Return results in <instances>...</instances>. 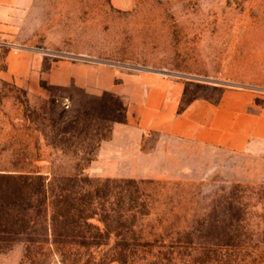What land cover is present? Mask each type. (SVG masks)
Here are the masks:
<instances>
[{
    "label": "rangeland",
    "instance_id": "obj_1",
    "mask_svg": "<svg viewBox=\"0 0 264 264\" xmlns=\"http://www.w3.org/2000/svg\"><path fill=\"white\" fill-rule=\"evenodd\" d=\"M60 62L166 97L56 86ZM233 90L264 104V0H0V264H192L188 241L264 264V144L229 148L220 112L173 125Z\"/></svg>",
    "mask_w": 264,
    "mask_h": 264
},
{
    "label": "crops",
    "instance_id": "obj_2",
    "mask_svg": "<svg viewBox=\"0 0 264 264\" xmlns=\"http://www.w3.org/2000/svg\"><path fill=\"white\" fill-rule=\"evenodd\" d=\"M115 76L114 72L105 71L103 67L98 65L81 66L60 62L58 65H54L53 69L47 73V80L56 86L74 84L93 93L111 91L120 97H126L131 106L134 102H138L132 110L135 108L148 111L155 110L157 103L156 101L152 102V97H166V90L162 84L160 85L161 87L155 84L158 80L146 77L144 81L140 80L141 83L134 82L129 86L126 84L127 82L130 83L129 79H126L124 83L118 84L115 82ZM223 97V102L218 107L204 105V103L194 104L184 112L185 114L182 118L175 119L173 125L178 127L179 123L182 124L184 122L186 129H188L187 134H193L194 122H197L199 117H202L197 115V113L202 111L208 127L207 132L210 136L220 112L221 123L218 124L221 125L222 132L219 139L229 148L248 149L253 146V143L259 141L264 144V104L259 110H253L255 98L258 97L254 93L244 90L227 91ZM139 98L141 99L138 100ZM119 130L120 128L116 129L114 135L118 134ZM208 140L213 141L214 138L210 137Z\"/></svg>",
    "mask_w": 264,
    "mask_h": 264
},
{
    "label": "trees",
    "instance_id": "obj_3",
    "mask_svg": "<svg viewBox=\"0 0 264 264\" xmlns=\"http://www.w3.org/2000/svg\"><path fill=\"white\" fill-rule=\"evenodd\" d=\"M119 120V119H117ZM79 174H76V177H79ZM21 177H26V176H21ZM27 178V177H26ZM41 178V177H39ZM78 182L75 183V189L78 190L81 193H87L89 191H93V192H101V191H106V192H111L112 189L109 186V183L107 182V184L102 183L101 185L99 183H94L91 182L90 180H77ZM81 183V184H80ZM60 190H63L60 189ZM58 222V218L54 217L52 219V224L53 226H56V223ZM186 234V233H185ZM200 247H196V244L192 243L191 241H188L186 244L181 243L180 244V249H183L185 252L184 254L188 251L191 250L190 252H187V257H191V256H196V255H201L203 256L201 260H194L191 259L190 262H192V264H210V261L212 259L213 254L216 253L215 250H210V248L208 249L207 247H205V245H199ZM120 254L124 255V256H128V253H123L120 252ZM195 262V263H194Z\"/></svg>",
    "mask_w": 264,
    "mask_h": 264
}]
</instances>
